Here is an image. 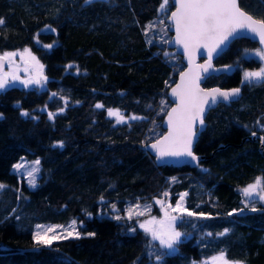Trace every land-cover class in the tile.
<instances>
[{
    "label": "trees",
    "instance_id": "16d2710c",
    "mask_svg": "<svg viewBox=\"0 0 264 264\" xmlns=\"http://www.w3.org/2000/svg\"><path fill=\"white\" fill-rule=\"evenodd\" d=\"M161 2L0 0V54L29 48L47 77L43 89L12 84L0 91V264H194L221 253L229 263L264 264V204L239 211L240 190L264 178V149L251 139L264 133V82H243L244 69L259 65L243 54L260 46L234 40L215 60L234 71L202 84L240 89L237 99L207 115L194 147L205 159L195 168L159 166L145 145L164 132L169 90L184 68L167 47L166 19L174 5L162 14ZM239 3L264 18V0ZM109 109L119 110L126 123L118 124ZM49 112L56 113L53 119ZM132 115L141 119H128ZM22 157L41 159L36 189L11 171ZM165 192L174 204L187 193V209L212 219L186 216L177 224L185 238L160 261L156 256L167 250L139 228L138 218L99 216L113 205L124 214L128 204L165 198ZM73 219L81 222L82 238L35 245L37 224Z\"/></svg>",
    "mask_w": 264,
    "mask_h": 264
},
{
    "label": "snow or ice",
    "instance_id": "6c2138e0",
    "mask_svg": "<svg viewBox=\"0 0 264 264\" xmlns=\"http://www.w3.org/2000/svg\"><path fill=\"white\" fill-rule=\"evenodd\" d=\"M86 3H91L92 0H85ZM170 3H174L176 10L171 12L170 19L175 25L176 38L175 43L182 45L184 52L188 55L189 69L187 72L181 73V81L172 89V96L177 97L179 103L176 107L172 108L167 113L168 116V134L162 139L157 140L151 147L155 149L157 153V159L164 157H191L193 160L198 158L193 154L192 146L194 139L197 135L194 130L197 122L200 126L204 125V114L206 106L211 107L215 105L218 98H222L223 101H229L236 98L240 94L239 88H234L229 91H222L219 88H213L205 90L200 87L201 73H207L212 67L211 60L213 53L220 49V46L224 44L229 37L236 34L239 30H247L259 37V41L264 45V18L256 19L252 15L246 13L241 7L239 0H162L158 12L166 14L169 10ZM5 21L0 18V25H3ZM163 23V20L160 21ZM154 27L153 23H150L147 28L150 30ZM55 31V29H51ZM46 48H51L52 45H44ZM204 48L207 50L208 60L205 64L195 65L193 60V53ZM218 54V53H217ZM261 60H264V49H258L255 53ZM20 56L24 59L27 56L28 60L32 63L29 65L35 70V75L29 76L28 79L20 81L25 87L29 85L43 86L47 82V77L43 74V65L39 60L31 53V50L25 48L23 52H4L0 54V90L6 88L9 85L10 80H19V76L16 74L19 68H14L10 73L4 72V64L8 63L9 67L13 66L14 57ZM168 56V53H165ZM72 67V65H69ZM264 82V68L259 71H246L244 73V82ZM56 96V93L52 94V98ZM96 108H103L102 104H96ZM63 112L64 109H59ZM21 115L29 116L28 112H22ZM56 113L49 112V119H53ZM109 116H116L117 123H126L125 117L119 112V110H108ZM128 119L137 120L141 119L137 116H131ZM255 135V133H253ZM261 143L264 144V137H261ZM63 147L62 142L59 145ZM20 163L13 165L14 169L20 171L25 167L23 158ZM33 167L27 172L28 184L30 187H36L35 173L39 172V160L32 162ZM175 181V178H173ZM5 185L0 184V189H3ZM242 195L246 198L244 201V208L239 211L242 213L244 209L249 207V203L252 204L250 211L255 212L258 209L255 207L256 203L264 202V178L257 177L255 181L248 184L241 190ZM165 197L169 195L168 192L163 194ZM187 193L180 194L175 206L171 204L165 205L163 200H156V203L161 206L163 211V218L157 219L151 217L140 223L146 235L151 237V241H158L159 248L168 250L161 252L156 256L157 261H160L164 255L171 254L177 250V246L182 242L181 237L184 233L177 230L178 223H184V218L197 216L198 218L208 220L212 219L210 215H206L203 212L196 213L188 210L184 206V200ZM103 199V198H101ZM113 210L115 205L112 206ZM141 206L137 204L136 209ZM144 211H134L132 207L127 209V219H133V216H143L151 206L144 205ZM228 213L229 216L236 212ZM115 219H122L121 216L116 215ZM36 231L32 235V239L35 245L41 247H49L54 242L67 240L70 238L80 239L82 238L81 232L77 230L76 221L73 220L69 225H41L37 224ZM135 231V229H132ZM229 229H225L223 232L217 235L223 236L227 234ZM209 236L212 233H208ZM87 236H95L94 232L87 233ZM212 264H229L225 255L221 253L217 257H213ZM231 264H243L242 261H233Z\"/></svg>",
    "mask_w": 264,
    "mask_h": 264
},
{
    "label": "water",
    "instance_id": "95a60500",
    "mask_svg": "<svg viewBox=\"0 0 264 264\" xmlns=\"http://www.w3.org/2000/svg\"><path fill=\"white\" fill-rule=\"evenodd\" d=\"M173 5H174V3H173ZM175 10H176V7L174 5V8L172 9L171 12H173ZM171 12L169 13L166 21H167V23L169 25V31H173V36H172L171 41H168L167 44L170 47L176 48V50H179L181 52H184L183 46L175 43L176 32H175V25L173 24V22L170 19ZM238 38H247V39H250L251 41L258 43L259 46L264 49V45H262L260 43L258 36H256L255 34L249 32L247 30H239L236 34H234L233 36L229 37L228 40H226L224 42V44H222L220 46V49H218L217 52H214L213 53V58L211 60L212 67L208 70L207 73H203L202 72L200 74L201 75V79H200L199 83H200V87L201 88H203L205 90L213 89V88H219L222 91H229V90H231V89H226V88H222V87H219V86L204 87L202 84H203V82L208 77H210L212 75L218 76V75H222L224 73H231V72L234 71V67H232V66H227V65L218 66V65H216L215 64V60H216L217 57H219L223 52H225L228 49L229 45L234 40H236ZM201 59H203V60L201 61ZM193 60H194V64L195 65L205 64L207 62V60H208L207 50L204 49V48H200V49L196 50L193 53ZM184 61H185L186 64H189L188 55L184 56ZM4 66H5V64H4ZM188 69H189V65H187L186 67H184V69L178 74L177 79H176V82L174 83V85L169 90V99L172 102V105L167 110V112H166V114L164 116V119H163V127L165 129L164 130V133L157 140L162 139L164 136H166L168 134V123H167L168 116H167V113L170 112L172 110V108L176 107L177 104L179 103L178 98L172 96V89L175 88L176 85L180 83V81H181V73L182 72H187ZM235 99H237V97L236 98H233V99H230L229 101H223L222 98H218V101H217V103L215 105H212L211 107H207L206 106V111H205V114H204V125L203 126H200L199 123L197 122V124H196V126L194 128V130L196 131L197 135H196V137L194 139V142H193L192 151H193V154L198 158L197 160H193L191 157H186V156L185 157H164L162 159H157V153H156L155 149H153L151 147V145L153 143H156V141H157L156 140L155 142L150 143L147 146V149L150 151L151 155L154 156L156 164L159 165V166H163V165H173V166H176V167H182V166L188 165L190 168L197 167L204 158L202 156H200V155H198V154L195 153L194 147H195V144L198 142V139H199V136H200L201 132L206 129L205 118L207 117L208 112L211 109L215 108L219 103H224V102L225 103H230L231 101H233ZM262 149H264V144L262 146Z\"/></svg>",
    "mask_w": 264,
    "mask_h": 264
},
{
    "label": "rangeland",
    "instance_id": "374dc122",
    "mask_svg": "<svg viewBox=\"0 0 264 264\" xmlns=\"http://www.w3.org/2000/svg\"><path fill=\"white\" fill-rule=\"evenodd\" d=\"M160 33H162L160 30H158ZM163 34H167L166 32ZM171 38V37H170ZM169 38V39H170ZM168 39V40H169ZM25 48H22V49H19L17 51H13V52H23ZM29 49V48H28ZM258 49H263L261 47L259 48H255V49H250V50H246L244 52V57L246 60H255L257 62H259V65L257 68L255 69H244L243 71V82H244V73L246 71H259L261 68H264V60H261L258 56L255 55L256 51ZM12 52V51H11ZM32 53V52H31ZM37 58V57H36ZM38 59V58H37ZM40 62V61H39ZM32 62L28 60L27 56L24 57V59H21L20 56H16L14 57V61H13V66L12 67H9L8 63L6 62L5 63V66L3 68V71L4 72H12L14 70V68H19V71L16 72V74L19 76V80H15V81H11L10 80V83L9 85H12V84H17V85H21V86H24L20 81L22 80H26L29 78V76H33L35 75V70L32 69L31 67H29V65L31 64ZM43 74H44V71H43ZM244 83H248V82H244ZM252 83H259V82H252ZM33 86H36L40 89H43L45 88V84L43 86H40V85H29L27 86L26 88H29V87H33ZM7 87V86H6ZM25 87V86H24ZM2 91V90H0ZM132 116H135V115H132ZM116 117V116H115ZM117 119V117H116ZM126 119V118H125ZM23 158V162L25 163V167L23 169H21L20 171H17L16 169H14V167L12 166V169L11 171L16 174L18 176L19 179H23L25 184L29 186L28 184V176H27V172L31 170V168L33 167V164L32 162L35 161V160H39L40 161V164H39V172L35 173V179H36V187L33 188V187H30L31 189H36L38 187V179L42 173V163H41V159L40 158H29V157H22ZM22 162L21 159L19 161H17L15 164L17 163H20ZM14 164V165H15ZM255 180H253L251 183H253ZM249 183V184H251ZM246 187V186H245ZM182 193H185V192H182ZM180 193V194H182ZM180 194H178V197L177 199L179 198ZM245 198V197H244ZM246 199V198H245ZM156 200H163L165 202V205L167 204H171L172 206H175L174 203H172L171 201V197L170 196H167L165 198H153L151 201L149 202H137V203H133V204H128L127 207H125V213L123 214L122 212H120V209H123L119 206L115 207L116 210H113V208L111 209V212H107V213H100L99 216L102 217V216H106V217H110V218H114L115 219V216L116 215H119L121 216L122 218L125 216L127 218V209L129 207H132L134 209V211H144V208L143 206L144 205H150L151 208L145 212V215L143 216H136L134 215L133 218H138V226L140 228V223H142L143 221L147 220V219H150L151 217H156L157 219H160V218H163V211L161 210V206L159 204L156 203ZM258 203H262L264 204V202H258ZM139 204L141 207L139 209H136L135 206ZM184 206L186 207V204H185V200H184ZM187 208V207H186ZM76 221V225H77V230L81 232V235H84V233L81 231V222L77 219H73ZM73 220H71L69 223L67 224H59V223H40L41 225H69ZM131 221V220H129ZM135 229V227H134ZM142 229V228H140ZM178 230V229H177ZM35 231H36V228H35ZM34 231V232H35ZM185 237L182 236L181 237V240H183ZM168 251V250H167ZM176 252V251H174ZM174 252H171V253H174ZM218 256V255H217ZM215 256V257H217ZM212 260H213V257L210 259V260H206V261H203V262H200V263H194V264H212ZM231 264V263H229Z\"/></svg>",
    "mask_w": 264,
    "mask_h": 264
},
{
    "label": "bare ground",
    "instance_id": "6f19581e",
    "mask_svg": "<svg viewBox=\"0 0 264 264\" xmlns=\"http://www.w3.org/2000/svg\"><path fill=\"white\" fill-rule=\"evenodd\" d=\"M243 10H244V9H243ZM244 11H245V10H244ZM245 12H246V11H245ZM246 13H248V12H246ZM248 14H249V13H248ZM250 15H251V14H250ZM253 17H254V16H253ZM254 18H255V17H254ZM256 19H257V18H256ZM170 32L172 33V36H173V31H170ZM172 36H171V38L169 39V41H171ZM167 43H168V42H167ZM167 47H168L169 49L172 50V53H173L174 55H179V56L182 57V61H183V63H184V67H186L187 65H189V64H186L185 61H184V56L187 55L185 52H181V51H179V50H176V48H174V47H170L168 44H167ZM202 60H203V59H201V61H202ZM183 69H184V68H183ZM183 69H182V70H183ZM182 70H181V71H182ZM173 85H174V84H173ZM168 98H169V95H168ZM169 100H170V99H169ZM233 101H234V100H233ZM170 102H171V101H170ZM224 103H225V102H224ZM219 104H220V103H219ZM219 104H218V105H219ZM225 104H229V103H225ZM171 105H172V102H171ZM173 105H174V104H173ZM218 105H217V106H218ZM217 106H216V107H217ZM216 107H215V108H216ZM215 108H213V109H215ZM213 109H211V110H213ZM211 110H210V111H211ZM210 111H209V112H210ZM209 112H208V114H209ZM208 114H207V115H208ZM206 118H207V117H206ZM206 118H205V123H206V127H207ZM163 128H164V127H163ZM164 130H165V129H164ZM163 133H164V132H163ZM163 133H162V134H163ZM162 134H161V135H162ZM161 135H160V136H161ZM160 136H159V137H160ZM159 137H158V138H159ZM261 137H264V136H263L261 133H259V132H255V135H254V134L251 135V139H252V140H256L257 138H261ZM158 138H156L155 140H153V141H151V142H149L148 144L145 145V149L147 150V152H148L150 155H151V153H150V151L147 149V146H148L150 143L155 142ZM259 141H260V143H261V139H260ZM195 145H196V144H195ZM262 146H263V144L261 143V148H262ZM199 155L202 156V157L205 159V156H204V155H201V154H199Z\"/></svg>",
    "mask_w": 264,
    "mask_h": 264
},
{
    "label": "flooded vegetation",
    "instance_id": "af4514ba",
    "mask_svg": "<svg viewBox=\"0 0 264 264\" xmlns=\"http://www.w3.org/2000/svg\"><path fill=\"white\" fill-rule=\"evenodd\" d=\"M264 136V133H261ZM260 140V138H258Z\"/></svg>",
    "mask_w": 264,
    "mask_h": 264
}]
</instances>
